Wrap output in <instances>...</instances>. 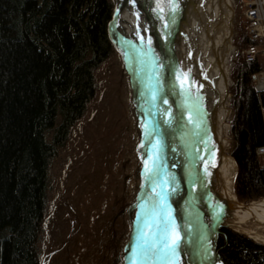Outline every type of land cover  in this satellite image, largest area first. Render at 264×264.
Wrapping results in <instances>:
<instances>
[{"label": "trees", "instance_id": "obj_1", "mask_svg": "<svg viewBox=\"0 0 264 264\" xmlns=\"http://www.w3.org/2000/svg\"><path fill=\"white\" fill-rule=\"evenodd\" d=\"M113 0H0V264H42L52 165L87 117L100 71L119 57L107 24ZM247 27V24H246ZM242 37L231 71V156L240 202L264 199L261 99ZM51 134V136H50ZM217 253L226 264H264V245L222 226Z\"/></svg>", "mask_w": 264, "mask_h": 264}, {"label": "bare ground", "instance_id": "obj_2", "mask_svg": "<svg viewBox=\"0 0 264 264\" xmlns=\"http://www.w3.org/2000/svg\"><path fill=\"white\" fill-rule=\"evenodd\" d=\"M209 1L211 0H177L180 20L175 47L189 92L195 102L192 115L196 123L194 126L189 123L178 126L172 118L169 124L172 137L166 136L165 131L161 132L163 149H160V159L165 164L166 176L176 171L179 165L184 166L185 174L177 197L188 205L195 217L203 221L213 251L216 230L222 226H247L264 244V199L240 202L234 192L237 164L229 154L231 110L228 89L235 12L228 4V8L217 16L213 5L218 2L208 7ZM218 1L220 5L225 2ZM113 2L117 9L122 7L114 27L133 44L127 52L129 67L138 77L146 78L155 91L162 93L164 83L169 80L168 73H163L161 64L163 45L157 21V16L160 17L161 14L159 6L154 0H136L134 4L128 0ZM114 43L119 49L126 46L116 39ZM149 48L151 51H148ZM131 85L134 112L141 134L146 120V103L141 95L139 82L134 80ZM170 108L171 105L168 106ZM138 154H143L141 147ZM189 174L192 176L191 181L187 179ZM149 188L140 171L136 200L129 210L133 230L129 239L118 245L116 264H137L136 258L132 256L131 244L136 242L139 230L147 235L154 232L161 221H165L169 223V237L178 228L172 211L156 195H151ZM153 202L157 205L155 214L149 211ZM177 237L178 247L171 264H209V260L200 256L196 242L187 234L183 237H169V246ZM153 264L161 262L154 261Z\"/></svg>", "mask_w": 264, "mask_h": 264}, {"label": "rangeland", "instance_id": "obj_3", "mask_svg": "<svg viewBox=\"0 0 264 264\" xmlns=\"http://www.w3.org/2000/svg\"><path fill=\"white\" fill-rule=\"evenodd\" d=\"M217 2L209 1L208 7ZM218 3L213 5L217 16L228 4L235 12L230 93L231 71L246 33V21L242 0ZM99 75V93L87 117L52 165L50 209L40 243L42 264H116L118 245L128 240L132 231L129 210L136 200L141 167L136 153L140 130L132 85L120 56L106 63ZM230 99L229 125L233 115ZM229 138L231 155L234 140L230 128ZM229 228L264 245L247 226Z\"/></svg>", "mask_w": 264, "mask_h": 264}, {"label": "water", "instance_id": "obj_4", "mask_svg": "<svg viewBox=\"0 0 264 264\" xmlns=\"http://www.w3.org/2000/svg\"><path fill=\"white\" fill-rule=\"evenodd\" d=\"M154 1L159 8L163 7L164 9L161 11L160 17L156 16L158 18V25L161 28V40L163 45L161 60L162 69L163 73L167 71L169 80L167 83H164V89L160 94L152 88L146 78L138 77L136 72L129 67L127 52L128 48H131L133 44L120 35L114 27L115 20L122 7L119 9L115 6L113 7L110 20L107 24L108 37L121 58L124 68L130 77V82L132 83L134 80L139 82L141 86V95L146 103L145 126L140 134L136 149L141 164L140 171L143 173L150 187V194L156 195L164 202L172 211L174 219L178 222V228L171 232L169 237L174 235L183 237L184 234H187L196 242L198 253L201 257L209 260V264H226L216 251L219 229L216 230L215 250L212 251L209 245L208 235L204 230L203 221L199 217H195L188 205L184 204V201L179 200L177 197V193L180 191L179 188H181V181L185 174L184 166H182L180 162L181 166L179 165L176 171L174 170L166 176L165 164H163L160 159V149H163L160 140L161 132L165 131L166 136L169 135L172 137V130L169 129L172 118L176 120V125L178 126H182L184 123H189V125L194 126L196 121L192 115L195 102L189 92V86L185 80L175 47L180 20L178 2L176 0V8L171 9L164 0ZM115 39L126 44L125 48H117L114 43ZM169 105H171L170 109H168ZM186 114H188V116ZM190 132L191 131H189V134H191ZM185 141L186 140H184V142ZM139 147L143 149L142 156L138 154ZM165 148L167 149V147ZM186 173L188 174V172ZM191 177L192 176L189 174L187 179L191 181ZM195 207H197V205ZM205 249H207V251H205ZM149 264H153V262H149Z\"/></svg>", "mask_w": 264, "mask_h": 264}, {"label": "built area", "instance_id": "obj_5", "mask_svg": "<svg viewBox=\"0 0 264 264\" xmlns=\"http://www.w3.org/2000/svg\"><path fill=\"white\" fill-rule=\"evenodd\" d=\"M246 33L252 44L244 49L247 62H260L263 68L253 76V85L259 97L264 100V0H242ZM264 122V103L261 104ZM261 166L264 168V145L257 149Z\"/></svg>", "mask_w": 264, "mask_h": 264}, {"label": "snow or ice", "instance_id": "obj_6", "mask_svg": "<svg viewBox=\"0 0 264 264\" xmlns=\"http://www.w3.org/2000/svg\"><path fill=\"white\" fill-rule=\"evenodd\" d=\"M129 3H135L136 0H128ZM169 8H176V0H164ZM163 11V7L159 9ZM148 51H151L149 48ZM146 54V53H145ZM157 205L155 202L149 209L152 214H155ZM161 209V213H162ZM169 223L161 221L154 232H149L147 235L138 231L136 242L131 244L132 256L136 258L137 264H149V262L160 261L161 264H171L172 257L175 256L178 247V237L172 241L171 246L168 242ZM207 251V249H205Z\"/></svg>", "mask_w": 264, "mask_h": 264}]
</instances>
